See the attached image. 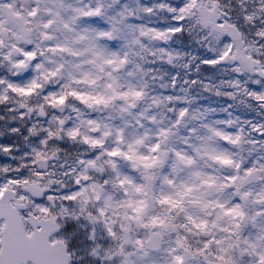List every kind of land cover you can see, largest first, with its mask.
Returning a JSON list of instances; mask_svg holds the SVG:
<instances>
[{
	"label": "snow or ice",
	"instance_id": "obj_1",
	"mask_svg": "<svg viewBox=\"0 0 264 264\" xmlns=\"http://www.w3.org/2000/svg\"><path fill=\"white\" fill-rule=\"evenodd\" d=\"M167 10L173 13L174 23L166 28L136 24L134 21L142 19L140 12L149 15L153 12L151 7L137 0L135 10L123 5L121 10L107 17L109 29L100 30L78 26L82 17L101 16L99 6L84 10L74 7L69 0H0V56L17 72L32 67L40 74L39 79L33 77L25 84L0 78V86L6 84L5 92L10 90L19 97L39 96L43 101L38 105L41 116L48 115L45 105L63 108L69 98L87 107H108L120 100L123 103L118 108L125 125L134 121L136 126L144 128L145 120L156 125L147 108L133 111L147 94V82L140 87L131 83L125 86L120 76L125 69L129 77L143 73V62L149 56L166 59L171 64L179 53L163 45L184 31L183 22L187 19L192 27L204 33L205 47L210 53L199 59L197 70H201V65H230L235 74L229 81L222 82L230 84L234 91L217 89L216 95L234 99L242 94L254 101L257 109H264V60L259 58L264 56V43H261L264 27H255L257 17L264 18V0H255L251 8L246 0H232L230 5L223 4L222 0H186L183 6H167ZM240 20L253 25L255 39L249 38L237 22ZM57 33L62 34L63 39ZM6 39L12 43L6 45ZM116 40L122 41L120 51L101 43ZM146 41L161 46L152 48ZM5 46L10 49L6 54ZM18 56L23 59H14ZM54 57H59V61ZM246 73L257 77L251 79L252 87L247 80L239 79ZM40 79H64L66 82L59 93L45 92ZM176 82L177 77L173 76V88ZM191 83L195 85L198 81ZM80 85L88 86V90L81 89ZM203 87L214 86L204 84ZM97 88L100 90L95 91ZM8 99L6 94H0V102ZM152 103L159 101L153 97ZM231 107L229 104L223 110L227 112ZM20 108L25 111L20 112L18 108L7 111L16 112L12 118L20 120L26 113L33 112L24 100ZM125 116L131 119L126 120ZM187 116L188 109L179 108L167 127L155 128L153 138L149 135L152 129H146L143 135L128 137L125 127H113L92 118L81 120L90 133L85 135L81 125L65 127V120L53 114L64 136L98 150L95 158L81 156L77 160L82 166L75 178L78 190L62 197L66 201H79V214L69 213L64 206L57 210L42 202L43 193L49 191L48 186L41 183L43 171L31 172L30 175L37 179L30 180L21 168L13 170L18 175H11L7 166H0V264H72L74 252L69 250L68 239L60 233L68 219L81 215L103 229L108 245L103 247L97 243L91 249V255L99 256L102 261L115 264H264V184L258 190L251 187L254 181H264V157L246 163V158L236 159V153L230 150H243L244 144L258 143L249 137L252 134L264 137V120H245L248 128L241 126L235 131L228 130L234 124L231 119L187 128L188 135L181 140L194 153L189 155L169 145L173 129ZM196 118L195 115L191 117ZM200 128L206 130L205 135H200ZM34 130L35 125L27 128L29 133ZM8 131L15 134L21 129L11 127ZM42 132L46 134L39 140L43 146L58 135L50 127L43 128ZM193 137L200 143H190ZM107 138H111V146L107 145ZM208 142L216 145L211 151L204 147ZM12 151L10 141H0V152ZM32 151L33 167L37 161L47 159L41 150L34 148ZM55 154L53 152V156ZM24 155L27 157L28 153ZM205 156L220 166L215 169L216 174L198 166L197 159ZM117 158L127 161L131 169L139 173V181L121 170ZM165 165L169 168L167 173L161 171ZM22 167L27 169L28 164ZM90 170L101 175L107 173L108 178L101 183ZM47 200L54 201L55 197L48 195ZM249 224L256 228L254 236L242 234ZM89 238L96 239L95 228ZM245 256L250 258L247 262Z\"/></svg>",
	"mask_w": 264,
	"mask_h": 264
},
{
	"label": "rangeland",
	"instance_id": "obj_2",
	"mask_svg": "<svg viewBox=\"0 0 264 264\" xmlns=\"http://www.w3.org/2000/svg\"><path fill=\"white\" fill-rule=\"evenodd\" d=\"M70 2V0H69ZM76 3H83L84 0H74ZM95 2V0H93ZM106 3L108 4V11L105 13V15L99 20V23L103 24L107 22V17L114 15L116 11L121 10L122 6L127 4L129 8L135 10L137 5V0H117V3L113 4L112 0H106ZM139 3L142 4L143 0H139ZM136 21H143L142 19L136 20ZM146 24H156L160 21L151 20V21H143ZM59 38L63 39V35L60 33L56 34ZM116 43L114 45H107L110 49L112 47L121 48L122 41L116 40ZM149 47L156 48L161 45L154 42H148L146 41ZM178 42L170 41L168 44L163 45L164 47H167L169 50H172ZM179 51V50H178ZM192 55V54H190ZM206 55H210L207 48L203 49V53H196V63H192L191 61L188 62V66L184 67V64L182 61L186 60V57L179 56L178 58H175L171 64L167 63L166 59H155L152 56H149L147 60L144 62L147 65V68H144L143 73L137 74L135 77H129L126 72L127 69L124 70V72L121 73L120 76V82L127 86V84L131 83L137 87L143 86L146 84V96L144 100L138 101L137 106L135 109H133L134 112H140L144 109H148V111L154 116L156 120V125H154L151 121H148V124L153 125V129L155 130L156 126L159 127H167L170 121L175 117L176 111L179 110L181 107H186L188 109V116L185 118L184 122L181 125H178L177 128L173 129L174 135H172L169 138V145L173 146L177 149H181L186 147V145L182 142L181 137H185L188 135L187 128L191 127H198L202 124H211L217 120H228L231 119L234 121V124L228 129L229 131H235L236 128L243 127L244 129L248 128L247 124H244L245 120H250L257 122L259 120H264V109H257L255 102L250 101L247 97H244L242 94H237L234 99H231L224 95H216L217 89H219L221 92H229L234 91L231 87H225L224 83H222L225 80L231 79L233 76H229V73L231 71L230 65H223V67H211L210 73L208 74H198V70L196 68V65L199 63V59L203 58ZM54 59H57L59 61V57H54ZM64 59H67L65 57ZM154 61V62H152ZM233 73V72H232ZM19 75V74H17ZM175 76L177 77L176 87L173 88L171 86V78ZM64 82H66L64 79H62ZM196 80L198 81L197 84L193 85L191 81ZM185 81H188V83H185ZM248 83H251V80L248 81ZM204 84H209L214 86L210 87L208 89H205L203 87ZM83 90H88V86L84 85ZM100 89L97 88L95 91H99ZM153 97H156L159 101L158 108L154 109L151 106L150 101ZM165 97H172V102L170 104L166 103ZM221 98H224V103L222 106V109H218L217 101L221 100ZM26 103L30 104H36L39 105L41 103V99L39 96H32L31 98H23ZM123 101L116 100L113 102L112 105L105 107L103 105L99 106H93L88 107L89 113H85L81 111L79 108H77L75 105H72L69 109V115L70 119L68 123L73 124V126H76V123L78 122L79 125H81V131L83 134L87 135L90 134L87 131V126L81 124V120H86L87 118H92L96 120L97 122L107 123L110 126L113 127H125V135L128 137H133L137 134H143L145 130L147 129V126L145 125L144 128H139L135 125L134 121L130 122L129 124L125 125V121L121 119V114L119 113L118 106L121 105ZM15 102H13V105ZM232 105L231 108H228V111L225 112L223 109L227 105ZM251 104H254L251 106ZM112 106V108H110ZM168 106H174V111L172 113L167 112ZM9 108H16L15 106L9 107ZM0 109H2V106H0ZM7 111V110H6ZM20 112H24L25 109L19 108ZM36 109L33 108V112H35ZM9 112V111H8ZM12 113V117L16 116V112H10ZM228 113H231L229 116ZM0 115H3V111L0 110ZM195 115L196 119H191V117ZM32 116L31 114L25 115L23 120L20 119H9V120H0V141H9L13 143L14 141L17 143V151H19V141L22 140L25 136V131L27 127H31V125H25L21 122H24L26 120H30ZM47 116V115H46ZM37 120H41L42 118L37 116ZM126 120H130V117H126ZM11 127H17L21 129L18 133H10L8 131ZM206 130L203 128H200V135H205ZM257 135L252 134L250 136V139H256L258 143L255 145L252 144H244L242 145V149L239 148H232L235 151L233 153H236V156L234 158L239 159L240 157L246 158V163H249L251 160L258 159L260 157H264V143H261V139L256 138ZM195 139V137H193ZM196 140V139H195ZM109 146L111 144V138H107ZM197 141V140H196ZM35 143V137L29 138V144ZM197 143H200L197 141ZM76 143L71 144L70 146H66L65 149L72 148L73 150L79 151V148ZM204 147L211 151L213 147H216L212 142H208L204 145ZM64 149V150H65ZM66 151V150H65ZM208 157H203L201 159V162L203 164V167H201L200 164L198 166L203 170L204 168H208L209 164L207 162ZM120 166V165H119ZM121 167V166H120ZM222 172H227L226 169H222ZM211 174L216 173L215 169L210 172ZM264 184V181H259L256 183H253L251 187L253 190H258L261 185ZM225 198H227V193H225ZM258 207V206H257ZM78 227L80 229H85L90 233L93 228H95V237L99 238L97 243L101 240H104L103 238V229L100 225H92L84 219L81 222V217H79L78 220ZM98 230H100L101 234H98ZM243 235H252L254 236L256 234V228H253L251 224L246 225L244 228V231L242 233ZM107 244H103V247H106ZM87 247L86 244L83 243L82 250H85ZM80 249V250H81ZM91 251V249H89ZM250 258L245 257L244 261L247 262Z\"/></svg>",
	"mask_w": 264,
	"mask_h": 264
},
{
	"label": "clouds",
	"instance_id": "obj_3",
	"mask_svg": "<svg viewBox=\"0 0 264 264\" xmlns=\"http://www.w3.org/2000/svg\"><path fill=\"white\" fill-rule=\"evenodd\" d=\"M186 2V0H143V5H146L147 7H151L153 9L152 14H147L144 12H140L141 17H143V21H151L156 20L160 21L156 24H146L143 21H134L136 24H144L147 27L151 28H158L163 29L166 28L174 23L172 20L173 13L169 12L167 10V6H172L174 8H178L180 6H183V4ZM249 8L253 7L255 5V0H246ZM70 3H73L74 7H79L84 10H88L89 6L94 10L98 6L102 9V15L101 16H93V17H82L79 21L78 26L80 28H95L100 30H107L109 29L108 23H99V20L105 15V13L108 11V4L106 3V0H84L83 3H76L74 0H70ZM160 5H165L164 8H161ZM118 12V11H116ZM115 12V13H116ZM114 13V14H115ZM235 19V14H234ZM264 19L262 17H257L255 27H264V23H261V20ZM242 25L243 30L249 34L250 39H255L253 33L255 31V28L250 23H245L244 21L240 20L237 21ZM184 31L177 33L174 37H172L171 41H180L179 44H177L172 51L174 53H179V56L186 57V60L182 61L184 64V67L187 65L188 62L191 61L192 63H196V59H192L193 57H196V53H203V49L206 48L205 44L206 41L204 40V33L201 32L198 28L192 27V23L189 20H185L183 22ZM6 45L12 43V41L7 40L5 41ZM101 43L106 45H114L116 42L112 41H102ZM261 43H264V41H261ZM10 49L5 46L3 51L6 54ZM111 50L114 51H120L121 48L112 47ZM179 50V51H178ZM192 54V55H190ZM260 59L264 60V56L259 57ZM14 59H23L22 56L14 57ZM223 67V65L218 66ZM19 74V75H17ZM235 74L230 72L229 76H234ZM33 77H36L39 79L40 74L38 71H33L32 67H29L27 69L20 70L17 72L15 68H12L8 61L3 59V56H0V78L5 79L6 81H12L18 84H25L29 82ZM257 78L253 76L252 74H244L239 77L241 81H249L251 79ZM225 80V81H229ZM40 83L44 85V91L47 92L49 90L59 93L65 84V82L62 79H53L50 81H44L43 79H40ZM225 87H231L230 84L224 83ZM81 89L84 88V85L79 86ZM249 87H252L251 83L249 84ZM260 87V86H256ZM214 88V87H213ZM6 89V84L3 86H0V94H6L9 99L5 102H0V106H2L3 115H0L2 119L0 120H9L12 118V113L6 111L9 107L15 106L16 108H20V103L22 101L21 97L16 96L15 94L11 93L10 90ZM242 91V89H241ZM35 96V95H34ZM13 102L15 104L13 105ZM43 101H41L42 103ZM72 105H75L77 108H79L81 111L85 113H89L88 107L75 101L72 98H69L68 104L65 105L63 108H51L45 105L46 112L48 113L47 116H41L38 105L36 104H30L29 106L32 108H35L36 111L32 112V116L30 120H26L24 122H21L25 125H35V130L33 133H29L25 131V136L28 137L27 140L24 138L19 141V151H17V143L14 141L12 143L13 145V151L11 153H2L0 152V166H7L9 169V174L11 175H18L13 170L16 168H21V172L24 176H26L30 180L37 179L34 175H30L31 172H35L37 170L44 172V177L42 180V186L47 185L49 188V191L44 192L41 199L42 202H46L49 204V206H54L57 210L60 206L67 207L69 210V213L76 212L79 214V201H66L63 200L62 197L64 195L71 194L73 191L78 190V186L75 184V178L79 174V172L82 170V166L77 163V160L83 156L84 158H95V154L98 151L97 149H93L87 145H84L79 140H71L68 139L66 136H64L61 133V125L53 119V114L56 117H59L60 119L65 120V127H72L73 124L68 123L70 119L69 115V109ZM91 115V113H89ZM27 116V113H26ZM39 116L42 119L37 120L36 117ZM51 120V123L49 121ZM262 120H259L257 122H261ZM144 124L147 126V129H153V125L148 124V121L145 120ZM79 123H76V126H78ZM51 128L53 132L58 133L57 137L52 138L49 140V143L47 146H43L39 143V140L41 138L45 137V133L42 132L43 128ZM157 127V126H156ZM155 127V128H156ZM94 135H99V133H94ZM143 135V134H141ZM149 135L155 138V130L149 132ZM24 136V137H25ZM35 137V143L29 144V138ZM257 139L264 140V137H260L257 135ZM76 143L79 151L72 150L69 152H66L64 149L66 146H70L71 144ZM190 143L196 144L197 141L192 138L190 140ZM111 146V144L109 145ZM41 150L47 159L45 161H37L35 166L33 167L32 161L35 159L33 149ZM143 150V149H142ZM182 151H187L189 155H194V153L184 147L181 148ZM231 151H235L234 149H230ZM28 153V156L25 157L24 153ZM53 152H55V156H53ZM106 159V157L104 158ZM119 165L121 166V170L123 172H126L127 174L136 177L139 181V173L131 169L129 163L127 161H124L122 158H117ZM100 161H98L99 163ZM209 167L204 168L203 171L205 172H212L213 169L219 168L220 166L215 162L212 161L210 158L207 160ZM264 162V161H262ZM27 163L28 168L25 169L22 167L23 164ZM169 163H171V160H169ZM41 164H46V167H41ZM197 164H200L201 167H203V164L201 162V159H197ZM162 172H169V168L167 165L163 169H161ZM90 174L98 179L101 183H103V180L108 178V174L105 173L104 175H101L99 173L92 172L90 170ZM216 174V173H213ZM223 174V173H221ZM2 179V177H0ZM83 183V182H82ZM228 191H231L229 189ZM52 195L55 197L54 201H48L47 196ZM119 195V193H117ZM81 217V222L85 219L84 216ZM80 239L84 240L85 244L87 245L85 251L81 252L78 249L72 250L74 252L73 255V261L76 262V264H115V262H109L107 260L102 261L99 256H93L91 255V251L89 249H92L96 244V240H91L89 238L90 233L85 229L79 230ZM99 244H107V239L101 240L98 242ZM102 255V252H101Z\"/></svg>",
	"mask_w": 264,
	"mask_h": 264
},
{
	"label": "flooded vegetation",
	"instance_id": "obj_4",
	"mask_svg": "<svg viewBox=\"0 0 264 264\" xmlns=\"http://www.w3.org/2000/svg\"><path fill=\"white\" fill-rule=\"evenodd\" d=\"M222 3L225 5H230L232 3V0H222ZM227 10V9H225ZM254 104H251V106H253ZM10 141V139H9ZM66 152L72 151L73 149H65ZM78 220L77 219H68L65 223H64V230L62 233H60L61 235H65V237L68 239V244H69V250H75L78 249L79 251L83 252L85 250H82V246L83 243L85 244L84 240L80 239V234H79V230H81L78 227ZM81 249V250H80ZM72 264H76L75 261L72 262Z\"/></svg>",
	"mask_w": 264,
	"mask_h": 264
},
{
	"label": "trees",
	"instance_id": "obj_5",
	"mask_svg": "<svg viewBox=\"0 0 264 264\" xmlns=\"http://www.w3.org/2000/svg\"><path fill=\"white\" fill-rule=\"evenodd\" d=\"M178 43H180V41H177ZM143 67L146 69L147 68V65L145 62H143ZM210 67H204L202 66L201 67V70L199 71L200 73H210Z\"/></svg>",
	"mask_w": 264,
	"mask_h": 264
},
{
	"label": "water",
	"instance_id": "obj_6",
	"mask_svg": "<svg viewBox=\"0 0 264 264\" xmlns=\"http://www.w3.org/2000/svg\"><path fill=\"white\" fill-rule=\"evenodd\" d=\"M170 101H171V100L166 99V102H167V103H169ZM151 104L153 105L154 108H157V105H158V104H153L152 101H151ZM169 109H173V108H172V107H168V108H167V111H168V112H172V111H169ZM257 181H259V180H257ZM257 181H254V182H257Z\"/></svg>",
	"mask_w": 264,
	"mask_h": 264
}]
</instances>
